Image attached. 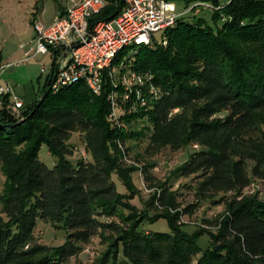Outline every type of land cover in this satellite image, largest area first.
I'll list each match as a JSON object with an SVG mask.
<instances>
[{"label": "trees", "instance_id": "1", "mask_svg": "<svg viewBox=\"0 0 264 264\" xmlns=\"http://www.w3.org/2000/svg\"><path fill=\"white\" fill-rule=\"evenodd\" d=\"M36 1L41 11L43 0ZM105 1L95 22L111 20L126 7L125 0ZM183 1L211 5L216 27L203 18L187 22L180 17L163 32L167 45L121 52L119 60L151 75L159 92L147 107L122 115L121 126L109 119V82L101 95L83 81L53 92L51 71L42 96L19 114L10 109L9 96L4 97L0 264H70L95 237L107 248L93 264H264V198L245 193L253 178L264 180V140L253 142V132L264 120V0ZM121 100L122 108L132 109ZM135 121L146 125L128 128ZM77 131L84 135L88 156L74 164L68 141ZM140 137L148 138L150 146L174 151L193 144L203 147L165 182L153 175L152 165L143 168V180L155 192L148 204L166 209L154 217L130 203L139 192L133 186L137 169L124 158L127 143ZM43 145L57 159L52 168L40 158ZM249 161L255 163L251 171ZM114 176L129 194L118 191ZM191 176L198 179L199 197L214 200L232 194L221 200L227 216L217 231L191 234L179 225L180 213L168 211L178 208L174 182ZM162 218L168 220L169 233L141 230L144 221ZM39 221L64 229V244L39 243ZM205 234L210 242L202 249L198 239Z\"/></svg>", "mask_w": 264, "mask_h": 264}, {"label": "rangeland", "instance_id": "2", "mask_svg": "<svg viewBox=\"0 0 264 264\" xmlns=\"http://www.w3.org/2000/svg\"><path fill=\"white\" fill-rule=\"evenodd\" d=\"M226 1V0H225ZM36 0H2L0 7L4 9L5 15L1 16L0 20H4L5 23L0 27V53L9 55L19 49L21 44L30 45L32 38L35 34V30L31 22L36 17L37 21L44 25L51 24L58 13L60 8H66L68 6L67 0H43L41 11L36 9ZM174 4L177 7L178 13H184L181 18L187 22H194L199 18L205 19L210 25H213L212 15L213 7L207 3L202 2H190L175 1ZM185 11H187L185 13ZM217 26H222V22H219ZM5 28L7 30H5ZM4 29V30H3ZM163 32L155 34V39L161 41ZM6 57V56H4ZM33 59H31L32 61ZM40 63V85L44 90L47 77L52 70L53 57L52 55H42L38 59L32 62ZM122 90L120 91V94ZM42 96L41 93L39 95ZM38 99V98H37ZM32 104V102L30 103ZM29 104V105H30ZM125 110V111H124ZM133 112L132 109H124L119 107L115 113L112 108V115H109L110 121L118 126H121L120 117L125 113ZM174 112L173 114H175ZM146 125V122H132L128 128L141 130ZM264 140V120L257 126L253 132V142L260 143ZM68 144L74 150L73 156L69 157V160L76 164L78 160L83 158V153L86 151V144L84 141V135L79 131L74 132L68 141ZM251 147V144L248 145ZM129 147L128 154H125L124 161L127 165L137 169L133 173V186L139 192L130 199L132 206L138 209V212H146L150 217L156 216L159 212L164 213L166 209L158 206V204H148L150 198L155 193L150 190L143 180L142 170L145 166L152 165V173L161 182H165L171 177L173 172L180 166H182L196 151L203 149L200 145H190L182 150L174 151L169 147H153L150 146V141L146 137H140L135 140H130L127 143ZM125 148V147H124ZM246 151V148L241 149ZM126 153V152H125ZM41 160L49 167H54L57 163V159L52 156L46 145H43L40 151ZM90 159V157H89ZM249 170L254 167L255 163L249 161ZM114 180L117 184L118 191L121 194H129L128 188L114 176ZM6 181L5 176L0 171V194L3 191L4 183ZM198 179L196 176L188 178H180L174 182L173 191L176 194L177 209H169L171 215L180 213L179 225L183 226L184 230L189 233H194L197 230L205 231H217L220 228L221 222L227 216V207L224 199H229L231 193L219 194L215 196L214 200L210 198H202L197 195L196 185ZM184 184L190 185L189 188L183 187ZM246 194H257L261 198H264V180L257 178L252 179V184L245 190ZM118 221L117 219H111ZM205 220L214 221V225L207 224ZM141 230L147 232H161L169 233L171 228L168 220L162 218L157 221L146 220L141 224ZM35 235L39 243L50 247H57L64 244L66 241V231L64 229L56 228L53 224L44 223L39 221ZM99 237L93 238L91 243L85 247V250L77 258H73L70 264H93L96 259L106 250L107 245L103 244ZM210 237L208 234L201 236L198 239V243L202 249H206L209 246Z\"/></svg>", "mask_w": 264, "mask_h": 264}, {"label": "built area", "instance_id": "3", "mask_svg": "<svg viewBox=\"0 0 264 264\" xmlns=\"http://www.w3.org/2000/svg\"><path fill=\"white\" fill-rule=\"evenodd\" d=\"M125 1L119 16L95 22L94 17L106 6L105 0H67L64 13L51 24L35 22V48L25 53L23 63L38 55H52L54 68L49 84L53 92L83 81L101 95L109 82L113 89L108 99L114 113L121 107L119 97L123 103H131L133 111L147 107L148 101L159 94L152 76L131 70L119 56L129 48L167 45L165 37L157 41L155 34L174 26L184 13H178L174 2L167 0ZM11 65H0V80L2 71ZM9 93L10 89L0 82V106ZM9 107L19 114L24 103L18 100ZM83 158H87L85 152Z\"/></svg>", "mask_w": 264, "mask_h": 264}, {"label": "crops", "instance_id": "4", "mask_svg": "<svg viewBox=\"0 0 264 264\" xmlns=\"http://www.w3.org/2000/svg\"><path fill=\"white\" fill-rule=\"evenodd\" d=\"M59 14L60 13H58V15ZM3 15H5V11L2 9V7H0V17ZM35 21L38 22L37 19ZM4 23V20H0V27ZM5 30L7 29L5 28ZM34 38L35 34L32 38V41L30 42V45L21 44L19 49L12 54L6 55L4 52L2 54L0 53V65H6L9 63L12 64L10 67H7L2 71L0 80L3 86L10 89L8 96L11 103L20 100L23 101L25 106H27L31 102L33 103L35 100H37V98L39 99L40 93L42 95L44 91L41 89L39 81L40 63L38 61L32 62L42 55L36 56L32 61L30 60L26 63H23L25 53L35 48Z\"/></svg>", "mask_w": 264, "mask_h": 264}]
</instances>
